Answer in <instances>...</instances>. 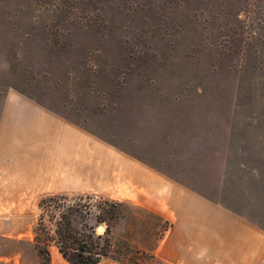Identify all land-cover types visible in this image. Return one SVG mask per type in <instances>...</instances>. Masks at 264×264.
<instances>
[{
  "label": "rangeland",
  "instance_id": "374dc122",
  "mask_svg": "<svg viewBox=\"0 0 264 264\" xmlns=\"http://www.w3.org/2000/svg\"><path fill=\"white\" fill-rule=\"evenodd\" d=\"M17 97L264 230V0H0V122ZM44 197L0 191V264H47ZM121 209L111 256L154 264L168 223Z\"/></svg>",
  "mask_w": 264,
  "mask_h": 264
},
{
  "label": "crops",
  "instance_id": "0c3cea01",
  "mask_svg": "<svg viewBox=\"0 0 264 264\" xmlns=\"http://www.w3.org/2000/svg\"><path fill=\"white\" fill-rule=\"evenodd\" d=\"M0 191L104 194L156 215L169 226L141 247L154 264H264V230L247 217L23 97L1 117ZM50 264L69 262L51 251ZM97 264L127 263L109 255Z\"/></svg>",
  "mask_w": 264,
  "mask_h": 264
},
{
  "label": "trees",
  "instance_id": "16d2710c",
  "mask_svg": "<svg viewBox=\"0 0 264 264\" xmlns=\"http://www.w3.org/2000/svg\"><path fill=\"white\" fill-rule=\"evenodd\" d=\"M86 199L78 197L70 202L67 196L50 195L41 200L42 213L36 225V238H40L42 233L46 241L45 247L37 242L36 248L47 264L51 261L47 247L52 242L56 243L69 264H97L103 257L111 255L113 245L108 232L111 223L118 221L122 215V203L106 199L99 204L100 210L95 212L89 196ZM46 217H49V223ZM92 219L95 222H91ZM102 223L106 224L105 231L98 234L97 227Z\"/></svg>",
  "mask_w": 264,
  "mask_h": 264
},
{
  "label": "water",
  "instance_id": "95a60500",
  "mask_svg": "<svg viewBox=\"0 0 264 264\" xmlns=\"http://www.w3.org/2000/svg\"><path fill=\"white\" fill-rule=\"evenodd\" d=\"M97 230H98L100 233H104V231H105V227H104L102 224H100V225L97 227Z\"/></svg>",
  "mask_w": 264,
  "mask_h": 264
}]
</instances>
